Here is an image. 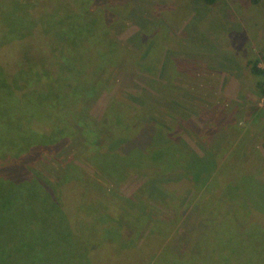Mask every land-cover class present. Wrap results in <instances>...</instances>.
Masks as SVG:
<instances>
[{
	"label": "rangeland",
	"instance_id": "obj_1",
	"mask_svg": "<svg viewBox=\"0 0 264 264\" xmlns=\"http://www.w3.org/2000/svg\"><path fill=\"white\" fill-rule=\"evenodd\" d=\"M119 3L126 13L116 11L109 35L118 52L105 44L77 58L80 67H108V86L90 112L103 120L118 97L110 128L119 133L127 115L141 110L129 128L134 142L116 151L167 144L161 149L169 168L151 161V170L134 169L112 186L83 157L76 163L84 177L96 175L91 182L100 185L60 180L52 203L25 195L26 178H0V207L25 205L0 211V264H264V101L261 75L244 62L257 57L264 68V0ZM53 54L39 30L0 45L7 82L23 93L16 71L49 70ZM224 78L230 82L222 86ZM29 164L56 177L61 161L40 154ZM43 220L52 222L48 230H39Z\"/></svg>",
	"mask_w": 264,
	"mask_h": 264
},
{
	"label": "trees",
	"instance_id": "obj_2",
	"mask_svg": "<svg viewBox=\"0 0 264 264\" xmlns=\"http://www.w3.org/2000/svg\"><path fill=\"white\" fill-rule=\"evenodd\" d=\"M204 1L214 4L218 0ZM119 2L122 0H0V45L26 38L39 30L47 39L55 59L54 67L43 72L32 71L30 67L16 71V82L19 79L28 88L21 94H17L16 89L7 82V75L0 63V103L4 104L3 111L0 109V178H26L25 195L39 196L42 202L45 199L50 201L55 187L61 188L60 180L83 181L88 186L89 183L100 185L97 180L91 182L97 178L96 175L89 180L84 177L85 171L76 163L83 157L94 162L97 175L105 176L112 186L125 180L134 169L151 170V161L162 165V171L169 168L170 163L166 155L163 157L161 149L167 144L148 146L144 151L133 147L121 155L116 151V148L134 142L133 136L137 135L129 128L141 119V110L127 115L129 120H123L118 135L110 128L111 123L117 121L112 119L115 114L110 111V106L118 103L120 108L118 97L111 98L103 120L97 121L90 112L95 98L108 86L106 77H103V71L108 67H80L77 58L81 55L80 51L91 47H104L107 44L112 50L118 48L115 39L109 35L119 17L116 11L123 12L124 7ZM11 8L12 11L6 10ZM108 17L112 18L111 23H108ZM89 37H92V41L87 40ZM250 65L253 73L261 75L257 86L263 95L264 68L259 66V59L251 60ZM122 114L126 117L124 110ZM154 114L159 120L165 119L161 118L164 116L162 112ZM34 121L47 123L50 130L35 129L32 125ZM149 122L147 128L151 127ZM127 123L131 126L128 127ZM40 154L46 155L54 163L61 161L59 169L56 168V177L42 174L29 164L30 157ZM65 159L67 166L62 168V160ZM35 186L38 189L30 190ZM97 197L101 201L102 196ZM12 205L13 202L9 200L7 205L0 207V211L4 208L22 210L25 206ZM11 220H7L6 227ZM51 224L43 220L39 230H48ZM8 226L12 227L13 223Z\"/></svg>",
	"mask_w": 264,
	"mask_h": 264
},
{
	"label": "crops",
	"instance_id": "obj_3",
	"mask_svg": "<svg viewBox=\"0 0 264 264\" xmlns=\"http://www.w3.org/2000/svg\"><path fill=\"white\" fill-rule=\"evenodd\" d=\"M259 51H260V55H261L262 51H261V50H259ZM255 59H259V58L256 57V58H254V59H250V60L248 59V60H246V61H244V62L246 63L247 61H249V63L247 64V65H249V64H250V61H251V60H255ZM244 62H243V63H244ZM243 63H242V65H243ZM242 65H241V66H242ZM247 65L245 64L244 66H245V67H248ZM241 66H239V67H241ZM250 67H251V65H250ZM252 73H253V72H252ZM253 74H254V73H253ZM228 75H229V74H228ZM235 76H236V75H235ZM235 76L230 74V78H231V81H232V82H230V78H229V80H228V79L226 80V79H225L226 77H225L224 80H223V82H222V86H223V83H225L226 81H227V83H229V82H230V83H235V82L238 80V78L236 79ZM237 76L239 77V75H237ZM256 76H257V75H256ZM258 81H259V80H258ZM258 81H257V83H258ZM237 82H238V81H237ZM233 86H234V85H233ZM227 92H228V91H227ZM227 94H228V96H231V95H230V91H229V93H227Z\"/></svg>",
	"mask_w": 264,
	"mask_h": 264
},
{
	"label": "built area",
	"instance_id": "obj_4",
	"mask_svg": "<svg viewBox=\"0 0 264 264\" xmlns=\"http://www.w3.org/2000/svg\"><path fill=\"white\" fill-rule=\"evenodd\" d=\"M262 96H263V101H264V94Z\"/></svg>",
	"mask_w": 264,
	"mask_h": 264
}]
</instances>
